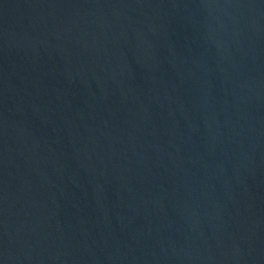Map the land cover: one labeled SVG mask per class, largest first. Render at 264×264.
Listing matches in <instances>:
<instances>
[{
	"label": "water",
	"instance_id": "95a60500",
	"mask_svg": "<svg viewBox=\"0 0 264 264\" xmlns=\"http://www.w3.org/2000/svg\"><path fill=\"white\" fill-rule=\"evenodd\" d=\"M0 264H264V0H0Z\"/></svg>",
	"mask_w": 264,
	"mask_h": 264
}]
</instances>
